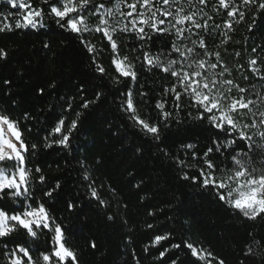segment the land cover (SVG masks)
Masks as SVG:
<instances>
[{"label": "trees", "instance_id": "trees-1", "mask_svg": "<svg viewBox=\"0 0 264 264\" xmlns=\"http://www.w3.org/2000/svg\"><path fill=\"white\" fill-rule=\"evenodd\" d=\"M214 4L216 0H209L203 7V12L212 17L209 31L194 29L190 39L206 37L208 50L220 52L230 70L224 79H231L242 88H254L264 96V79L251 71L253 66L249 63L257 59L255 67L264 68V15L257 17L249 31L252 15L247 10L245 20L233 22V30L229 31L224 21L230 18L223 9L214 11ZM193 5H187L185 0L186 11L194 10ZM9 10L7 0H0V27L12 23L14 28L0 32V48L8 53L6 59H0V108L21 117L25 140L38 145L36 152L27 157L28 166L42 169L47 187L37 185L35 195L39 197L59 183L53 198L47 200V207L66 226L67 245L76 251L79 264H171L173 259L177 264H202L183 245L180 249L171 247L182 241L212 250L224 264H264V246L253 243V236L264 239V218H245L210 193H201L191 182L181 179V168L173 159H188L181 146L191 143L202 154L217 130L206 121L195 119L197 113L187 106V97L183 111L175 109L173 95L164 91L175 83V78L133 59L138 79L121 78L119 84L114 83L111 77L117 74L107 51L99 59L109 75L101 76L75 34L47 17L43 28L15 29L14 20L4 19ZM204 18L198 16L197 20L203 23ZM224 33L230 40L221 44ZM87 38L97 49L104 46L99 34L94 39ZM117 38L125 42L124 52L139 48L140 41L131 34L120 33ZM169 40V36L153 34L151 52L167 49ZM185 43L192 46L190 40ZM148 47L146 44L145 49ZM253 48L257 52L253 53ZM211 59L217 62L214 57ZM41 88L43 94L39 92ZM129 88L135 93L134 103L142 117L157 121L160 110L155 105L161 100L167 101L165 110L175 113L167 125L161 124L159 141L134 126L121 107ZM97 93L102 95L97 98ZM82 98L95 102L88 109H81ZM68 101L73 110L64 113L62 105L66 107ZM259 110H264V105ZM77 111L81 112L78 129L70 135L68 146L45 147L44 137L58 117L66 115L70 124ZM25 112L29 119L23 118ZM238 117L241 124L251 123L250 113ZM247 131L252 135L255 129ZM212 158L221 163L218 155ZM184 171L196 174L193 168ZM86 174L91 177L88 181L84 179ZM89 184L98 190L106 205L91 197ZM69 202L76 207L69 210ZM109 215L114 219L109 220ZM149 224L152 229L147 227ZM164 232L171 233L170 242H162L163 247L159 248L170 249L164 258H159L157 248L144 251L150 243L149 236ZM92 241L97 245L95 249L90 246ZM3 245L0 241V249ZM0 264H4L2 256Z\"/></svg>", "mask_w": 264, "mask_h": 264}, {"label": "snow or ice", "instance_id": "snow-or-ice-1", "mask_svg": "<svg viewBox=\"0 0 264 264\" xmlns=\"http://www.w3.org/2000/svg\"><path fill=\"white\" fill-rule=\"evenodd\" d=\"M208 2L196 0V5H193V0H187V5H193L194 10L186 11L185 0H7L10 10L4 19L14 20L15 29L43 28L46 17L53 20L60 28L79 38L80 44L90 54L95 72L101 76L109 75L99 59L107 51L110 65L117 74L111 77L114 83L119 84L121 78L138 79L133 59L175 78V83L164 90L173 95L175 109L183 111V101L187 97V106L197 113L195 119L206 121L210 128L217 130L210 146L202 154L197 153L191 143L181 146L188 159L173 157L181 168V179L191 182L201 193H210L245 218H264V110H259L264 105V96L254 88H242L233 80L224 79L230 70L221 60L220 52L208 50L206 37L190 39L194 29L209 31L208 21L212 17L203 12ZM221 9L230 18L224 21V27L229 31L233 30V22L245 20L247 10H250L252 23L248 30L251 31L257 17L264 15V0H216L213 10L219 12ZM198 16L205 17L203 23L198 22ZM213 27L219 28L220 25ZM13 30L12 23H4L0 27V32ZM120 33L135 36L140 41L139 48L124 52L125 42L117 38ZM95 34H99L104 42L99 49L87 38L91 36L94 39ZM153 34L170 37L167 49L161 48L157 54L151 52ZM223 35L220 43L226 44L230 37L227 33ZM189 40L192 46L185 43ZM146 44L149 45L147 49ZM137 51H140L139 56ZM252 51L255 53L257 49ZM7 56V51L0 48V59ZM213 57L216 63L212 62ZM249 63L253 66L251 71L261 74L264 79V68L255 67L259 61L251 59ZM5 83L10 84V81ZM39 92L43 94L44 89H39ZM100 95L102 93H97V98ZM124 95L121 107L134 126L159 141L161 124L167 125L175 114L165 110L167 101L156 103V109L160 110L159 119L151 121L139 114L131 88ZM94 102L82 98L80 108L88 109ZM62 110L71 112L72 102L68 101L66 107L62 105ZM245 113L251 114L250 124H241L237 119V116L243 118ZM80 117L81 112L77 111L68 124L66 115L59 116L44 137V146L50 148L57 144L67 147L70 135L78 129ZM23 118L29 119L30 116L25 112ZM249 129H255V132L249 135ZM37 148L36 143L25 140L21 117L14 116L7 108H0V241L4 242L0 256L4 258V264H79L76 251L67 245L66 226L47 207V200L53 198L59 183L48 187L41 196L35 195L37 185L47 187L42 169L28 166L27 157ZM164 154L169 155L167 151ZM213 155L220 157V164L212 158ZM257 155L259 158H254ZM185 168L195 169L196 174L189 175ZM84 179L88 181L91 177L86 174ZM89 189L91 197L100 205L107 204L92 184H89ZM74 207L71 202L67 204L69 210ZM108 219L114 217L109 215ZM147 227L152 229L153 225ZM249 235L253 236L252 233ZM148 239L150 243L145 245L144 251L157 248L161 259L170 251L169 248L162 251L159 248L163 247L162 242H170L171 233L153 234ZM253 243L264 246V239L257 240L253 236ZM182 245L202 264H224L212 250L187 241L171 247L180 249ZM90 246L95 249L97 245L92 241ZM248 251L252 252V248L249 247ZM171 264H177V260L173 259Z\"/></svg>", "mask_w": 264, "mask_h": 264}, {"label": "rangeland", "instance_id": "rangeland-1", "mask_svg": "<svg viewBox=\"0 0 264 264\" xmlns=\"http://www.w3.org/2000/svg\"><path fill=\"white\" fill-rule=\"evenodd\" d=\"M237 119H238V121H239V117L237 116ZM240 122V121H239Z\"/></svg>", "mask_w": 264, "mask_h": 264}]
</instances>
